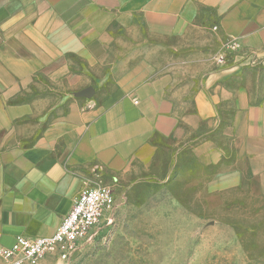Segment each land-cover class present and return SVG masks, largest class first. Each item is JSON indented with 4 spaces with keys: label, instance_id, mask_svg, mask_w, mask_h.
Segmentation results:
<instances>
[{
    "label": "crops",
    "instance_id": "1",
    "mask_svg": "<svg viewBox=\"0 0 264 264\" xmlns=\"http://www.w3.org/2000/svg\"><path fill=\"white\" fill-rule=\"evenodd\" d=\"M206 17L242 61L191 88L172 51ZM249 61L264 63V0H0V244L51 235L80 190L128 184L188 138L208 188L264 194Z\"/></svg>",
    "mask_w": 264,
    "mask_h": 264
},
{
    "label": "rangeland",
    "instance_id": "2",
    "mask_svg": "<svg viewBox=\"0 0 264 264\" xmlns=\"http://www.w3.org/2000/svg\"><path fill=\"white\" fill-rule=\"evenodd\" d=\"M203 21L190 46L174 41L172 51L190 87L204 74L242 61L232 42L218 35L216 20ZM156 42L159 50L171 40ZM244 66H251L255 84L264 83V63ZM90 95L85 90L78 97ZM200 139L162 144L150 169L128 184L108 186L116 199L111 222L104 221L68 260L48 255L37 264H264V194L245 186L208 188L210 170L196 151Z\"/></svg>",
    "mask_w": 264,
    "mask_h": 264
},
{
    "label": "built area",
    "instance_id": "3",
    "mask_svg": "<svg viewBox=\"0 0 264 264\" xmlns=\"http://www.w3.org/2000/svg\"><path fill=\"white\" fill-rule=\"evenodd\" d=\"M218 61L223 62L221 58ZM115 207L116 199L110 187L84 188L51 235L32 238L18 235L11 244H0V259L4 264H37L53 255L66 261L104 221L111 222Z\"/></svg>",
    "mask_w": 264,
    "mask_h": 264
},
{
    "label": "water",
    "instance_id": "4",
    "mask_svg": "<svg viewBox=\"0 0 264 264\" xmlns=\"http://www.w3.org/2000/svg\"><path fill=\"white\" fill-rule=\"evenodd\" d=\"M88 93V92H87ZM89 94V93H88Z\"/></svg>",
    "mask_w": 264,
    "mask_h": 264
}]
</instances>
